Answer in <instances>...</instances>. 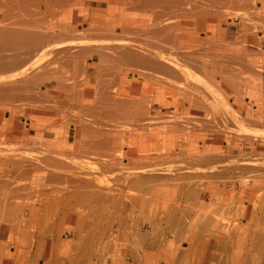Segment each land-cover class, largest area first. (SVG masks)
I'll return each mask as SVG.
<instances>
[{"label": "rangeland", "instance_id": "374dc122", "mask_svg": "<svg viewBox=\"0 0 264 264\" xmlns=\"http://www.w3.org/2000/svg\"><path fill=\"white\" fill-rule=\"evenodd\" d=\"M226 8L220 12L216 11L217 15L214 14V10V12L211 11L212 13H206L210 14L209 16L198 17L199 20L208 17L209 19H206L207 26L196 29V34L200 39H205L203 40L205 42L203 45L192 47V51L197 50L192 55L194 60L196 58L199 61L195 60V62L205 65V62L210 63L212 60L214 62L215 58L219 59L221 53L219 51L205 52L203 51L204 45L217 46L218 49L219 44L239 45L246 38L248 43L259 47V73L258 77L249 84L251 90L246 93L248 102L240 99L239 94L233 88L235 78L228 77L229 81L233 82L229 83V88L225 89L226 87L221 86L214 74L205 76L204 68L199 69L191 66L192 80L197 89L201 88L202 94L205 95L207 121L210 120L211 124L207 122L206 127L205 124L198 122L200 115H197L195 108L193 111L195 117L192 120L194 123L190 126V130L188 128L184 131L181 130L183 128L178 130L179 114H177L178 111H175L174 106L168 110L159 104H153V107L148 108L149 111L147 110L148 115L146 114L145 118L143 117V120L138 123L135 118V121L130 118L129 120L120 118L121 120H117L120 121L119 124L113 119L112 123L118 125L112 124L110 129L112 133L110 136L115 137V139L113 138L114 143L119 140L118 143L124 144L125 150L128 140H131L130 144L134 148L144 151H148L154 145L161 150L163 145L167 149L168 143L170 144L169 148H173L176 144L185 142L184 144L189 146L187 148L191 151V154L188 155L189 158L192 154L195 155L193 152H196L203 144L201 137L207 136L208 147L212 144L209 147L210 155L216 157H214L215 163L206 167V164L195 160L197 155L192 157V160L189 158H185L186 160L175 159L176 162H174L173 159H169L168 163L165 160L156 167L158 169L155 170L158 172L137 174L135 175L137 181L124 183L125 176L116 169L111 175L102 172H96V175H85L92 173L97 168L96 158L95 161L89 157L69 156L70 160L73 159L76 163L82 162L83 168L86 169H84L85 174H82L84 172L81 170H78L77 173L84 177L87 176V178H94L93 185H95V181L98 185L87 188V190L89 192L98 190V194H96L97 191H94L96 193L94 195L91 193V196L88 192L84 193L83 191V194H75V199H71L73 196H65L62 203L54 198L49 202L50 204H46L47 206L44 205L41 209L31 211L35 216L38 213L36 216L38 220L32 222L33 226L28 228L27 224L20 225L15 222L19 218L28 219L27 217L31 213L29 210L32 202V199L29 198L31 195L24 191L25 185L23 187L20 185L21 180L22 184L23 181L27 183L28 179H19L18 175L15 177L11 175L13 178L4 176L3 179H7L8 183L6 182L0 187V199L7 198L4 201L0 200V225L2 224V227L0 226V264H264V32L258 29L259 19H264V0H255L249 12L239 7ZM91 13L92 11H90ZM245 14H250L247 16L248 19L243 18ZM105 16L106 14H104ZM82 22L77 26L78 28H81V25L82 28L89 27L91 23L90 20ZM227 53L228 55L235 54L234 52ZM87 60L91 62L90 59ZM56 63H59V60ZM217 77H219V73ZM242 77L239 76L238 81L241 82ZM244 77L247 78V76ZM162 95L164 96L161 91L155 88L151 91L149 99L171 100L172 98L170 95L166 97ZM11 104L15 108L14 106L20 103L16 102L15 105V102H12ZM20 106L22 104L17 107ZM62 109H56L51 113L57 114L59 120L61 122L64 120V123L68 122L69 115L71 116L73 112L77 113V110L65 109L66 111H63ZM39 112L40 110L32 113L31 110L23 109L16 114L14 118L16 126H21L26 119L25 123L32 121V129L29 132L28 140L18 136L20 138L17 137L16 142L12 141L11 144L17 148L16 150L19 149V154L12 155L13 159L27 160L30 156H39L38 154L44 147L41 143H45L46 140L51 143H59V140H51L50 131L54 126L46 122L40 123L36 119L40 114L43 117H48L50 111L41 109L40 114H38ZM157 113L164 114V117L162 115L160 121L155 123L152 118L158 119L155 117ZM28 114L32 115V119ZM166 114L167 116H165ZM64 115L67 118H64ZM188 117L184 118L188 120ZM212 117L214 118L212 119ZM131 121L132 123H129ZM121 122L123 125H120ZM54 129L59 132L62 130L58 126ZM111 130L121 131H119L120 134L114 131L117 135L119 134V136H115ZM210 133L211 135H209ZM121 135L127 138L118 139ZM18 139L22 141H18ZM116 139L117 141H115ZM183 139L184 141L181 142ZM176 151L178 150L176 149ZM75 158L78 160L76 161ZM122 160H126L125 157ZM250 161L253 165L249 164ZM214 167L216 170L213 169ZM29 175L28 178H30ZM140 180H143V183ZM16 181H19V184ZM228 181H230L229 186L226 183ZM247 182L254 186H249ZM16 185L20 186L17 188ZM200 185L202 186L200 187ZM226 188L233 189L232 194H228ZM12 189L15 191L13 192ZM19 189H22L20 191L23 196L26 195L24 198ZM108 189H112V192L115 191L117 196L122 192L121 203L118 206H115V203H111L112 207L108 204L112 201L107 198L110 195ZM9 190L10 192L12 190L14 194L7 192ZM99 191L103 193L101 194ZM6 192L7 195L10 194L9 197H4ZM12 194L13 197L15 195V200ZM189 194L191 195L189 196ZM19 195L21 197L18 198ZM19 199L20 202H18ZM23 199L26 201L29 199V205ZM35 201V205L40 204L39 201ZM62 216L64 218L59 221ZM57 218L59 219L57 220ZM51 219L56 220H52L54 222L52 223Z\"/></svg>", "mask_w": 264, "mask_h": 264}, {"label": "bare ground", "instance_id": "6f19581e", "mask_svg": "<svg viewBox=\"0 0 264 264\" xmlns=\"http://www.w3.org/2000/svg\"><path fill=\"white\" fill-rule=\"evenodd\" d=\"M248 2L249 0H0V187L7 182V179H3L4 176L11 178L18 175L19 179H28L27 183L23 181L24 184H21V180L20 185L22 187L25 185V190H23L31 195L29 196L32 199L29 208L31 212L34 211L33 209L38 210L44 205L47 206L46 204L54 198L63 202L65 196H73L71 198L73 199L75 194H83V191L90 195L91 193L94 195L96 193L94 191H97L96 194H98V190L93 192L87 190V188L98 185L96 181L93 185L94 178L78 175V170L85 174L82 162L76 163L73 159L70 160L69 156L89 157L95 161L97 159V168L92 173L85 175H96V172L110 173L111 175L116 169L125 176L124 183L137 181L135 179L137 174H151V172L153 174L155 169H158L156 167L165 160L167 162L169 159H173V161L188 159L191 151L187 148L189 146L184 144L185 142L176 144V147L173 145V148H169L170 144L168 143V148L166 149L163 145L161 150L154 145L148 151H144L134 148L130 144L131 140H128L125 150L124 144L118 143L117 139L115 140L117 142L114 143L115 137L110 136L112 134L110 129L114 124L112 120H116L119 124L120 121L117 120H121L120 118H124L123 120L125 118L134 120L135 118L138 123L148 113V108H152L153 104H159L168 110L174 106L175 111H178L179 121L177 120L178 126L176 125L178 130L181 128H183L182 131L186 128L190 130V126L194 123L192 120L195 117L193 115L195 108L197 115L201 114V119L198 118V122L205 124L206 116L202 120L204 114L207 113L205 112V95L202 94V89H197L194 84L190 68L194 66L199 69L205 67L207 69L206 65L198 64L199 61L196 58L195 60L198 62H195L192 55V47L203 45L205 42L203 41L205 39H200L196 34V29L207 26L206 19H209L208 17L199 20L198 17L209 16L210 14L206 13H212L214 10V14L217 15L216 11H223L226 7H239L245 10ZM90 11H92L91 14ZM104 14H106L105 17ZM85 20L91 21L89 27L82 28L81 25V28H78L77 26ZM87 59H90L91 62H88ZM58 60L59 63H56ZM233 85L235 86V84ZM155 88L161 91L165 97L170 95L171 100H150V93ZM195 93H200V95L197 94V96ZM159 96L161 95L159 94ZM154 97L159 98L155 95ZM12 102H15V105L18 102L22 106L17 107L19 104L13 108ZM23 109L31 110L32 113L40 110L38 114L41 113V109H47L50 111L48 117H43L40 114L36 119L40 123L46 122L54 128L57 126L62 128L60 132L54 128L50 131L51 140H59V143L43 140L45 143H41L44 147L41 146L43 150L38 154L39 156H30L27 160L12 158V155L19 154V149L16 150L17 148L11 144L12 141L16 142L18 136L28 140L29 132L32 129L31 114H28L30 123H25V119L21 126L15 124L16 114ZM56 109L63 111L72 109L73 111L77 110V113L73 112L71 116L68 114V118L64 115V118L68 120L64 123V120L63 122L59 120L57 114L51 113ZM208 113L210 115L209 111ZM187 114L189 117L186 116ZM161 116L164 117V114L157 113L155 117L158 119L152 118L153 122L160 121ZM184 117H188V120ZM117 123L114 126H117ZM136 123L134 122V124ZM207 124H205L206 127ZM120 125H123L122 122ZM71 126L73 127L71 128ZM174 126L172 127L174 128ZM111 131L119 133L121 130ZM179 132L181 133V131ZM184 137L186 141V135ZM126 138L121 135L118 139ZM183 141L184 139L181 140V142ZM201 141L203 143L200 146L201 150L199 148L193 152L197 158L192 154L189 160L195 157L199 163L210 167L212 163H215L216 158L210 155L209 147L212 144L208 147L207 136L201 137ZM27 149L29 150V148ZM124 157L126 160L123 161ZM77 158H75L76 161ZM251 161L249 164L253 165ZM261 176L263 178V175ZM140 181L143 183V180ZM142 183L140 182L141 185ZM226 183L229 186L230 181ZM20 185H16L17 188ZM17 188L14 187L15 190ZM20 190L22 191V189H19L21 193ZM232 190L227 189L226 192L232 194ZM108 191H110V193L107 192L110 195L107 198L112 200L108 204L111 207L113 206L111 203L118 206L121 203L122 192L119 191L120 195L117 196L115 191L112 192V189H108ZM7 192L4 197L10 196L11 192L9 195ZM20 195L17 197L23 196V194ZM12 197L10 198L12 199ZM13 198L15 200V195ZM71 199L68 200L71 201ZM16 200L18 199L16 198ZM35 200L40 204L35 205ZM28 201L25 200V203H30ZM30 214L27 217L29 220L19 218L15 222L20 225L27 224V228L31 227V223L38 220L36 217L38 213H35L36 216L32 214L33 218L32 215L30 217ZM62 218L64 216L59 221ZM52 220L56 219L50 221L52 222ZM51 222L48 221V223ZM9 232L11 231L9 230Z\"/></svg>", "mask_w": 264, "mask_h": 264}, {"label": "crops", "instance_id": "0c3cea01", "mask_svg": "<svg viewBox=\"0 0 264 264\" xmlns=\"http://www.w3.org/2000/svg\"><path fill=\"white\" fill-rule=\"evenodd\" d=\"M254 1L255 0H249L248 6L245 7V10L244 9L243 10L249 12L250 8L252 7V3ZM249 15L250 14H245L243 15V18L248 19L249 17L247 16ZM258 29L264 32V19L263 20L259 19ZM196 51H197L196 49L193 50L194 53ZM203 51L210 53L219 51L221 53L219 59L215 58L214 62L212 60L210 61V63H206V62L204 63L207 66V69L206 67L204 68V75L213 76L214 74V77L221 84V86L226 87L225 89L229 88L228 84L233 82L231 80L229 81L228 77L230 76L232 78H235L236 81L234 83L235 86H233V88L238 92L239 98L243 99L247 103L248 97L246 96V93L247 91L251 90L249 84L253 79H256L258 77V73H259V58H260L259 47L251 43H248L245 38L243 39V42L239 45L238 44L231 45L226 43L219 44L218 49L217 46L213 47V46L204 45ZM227 52H234L235 54L228 55ZM231 68L233 69L231 70ZM229 69L231 70V72ZM218 73H219V77H217ZM239 76H243L241 82L238 81ZM244 76H247V78H245ZM236 85L238 86L236 87ZM206 107L207 106L205 105V109ZM242 107H244V105H242ZM206 115L207 114L205 113L204 117ZM205 121L207 122V120H204V122ZM206 122L205 124H207Z\"/></svg>", "mask_w": 264, "mask_h": 264}]
</instances>
